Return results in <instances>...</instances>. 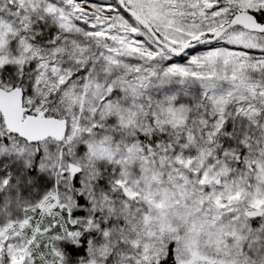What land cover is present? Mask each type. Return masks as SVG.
<instances>
[{"label": "snow or ice", "instance_id": "1", "mask_svg": "<svg viewBox=\"0 0 264 264\" xmlns=\"http://www.w3.org/2000/svg\"><path fill=\"white\" fill-rule=\"evenodd\" d=\"M0 264H264V0H0Z\"/></svg>", "mask_w": 264, "mask_h": 264}]
</instances>
